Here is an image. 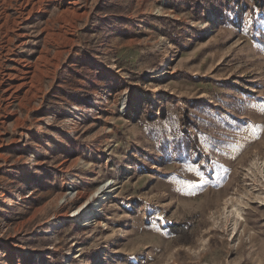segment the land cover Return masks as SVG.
Listing matches in <instances>:
<instances>
[{"label":"rangeland","instance_id":"374dc122","mask_svg":"<svg viewBox=\"0 0 264 264\" xmlns=\"http://www.w3.org/2000/svg\"><path fill=\"white\" fill-rule=\"evenodd\" d=\"M260 25L264 0H0V264H264Z\"/></svg>","mask_w":264,"mask_h":264},{"label":"bare ground","instance_id":"6f19581e","mask_svg":"<svg viewBox=\"0 0 264 264\" xmlns=\"http://www.w3.org/2000/svg\"><path fill=\"white\" fill-rule=\"evenodd\" d=\"M101 61V59L99 58L98 60H97V62H100ZM27 71V70H26ZM28 72V71H27ZM108 193H110V186H108V187H105V194H104V197H105V195L106 194H108ZM108 197V196H107ZM106 197V198H107Z\"/></svg>","mask_w":264,"mask_h":264},{"label":"snow or ice","instance_id":"6c2138e0","mask_svg":"<svg viewBox=\"0 0 264 264\" xmlns=\"http://www.w3.org/2000/svg\"><path fill=\"white\" fill-rule=\"evenodd\" d=\"M261 27H264V25H260Z\"/></svg>","mask_w":264,"mask_h":264}]
</instances>
